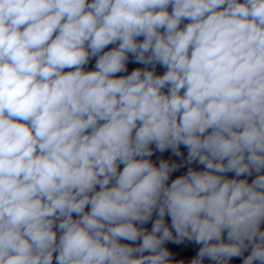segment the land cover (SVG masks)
I'll return each mask as SVG.
<instances>
[{
  "label": "clouds",
  "instance_id": "9594fccd",
  "mask_svg": "<svg viewBox=\"0 0 264 264\" xmlns=\"http://www.w3.org/2000/svg\"><path fill=\"white\" fill-rule=\"evenodd\" d=\"M234 257L264 264V0H0V264Z\"/></svg>",
  "mask_w": 264,
  "mask_h": 264
}]
</instances>
